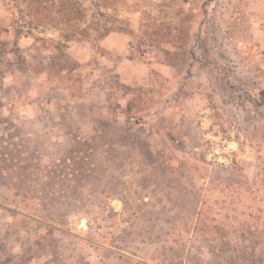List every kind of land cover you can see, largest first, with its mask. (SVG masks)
Listing matches in <instances>:
<instances>
[{
	"label": "rangeland",
	"instance_id": "obj_1",
	"mask_svg": "<svg viewBox=\"0 0 264 264\" xmlns=\"http://www.w3.org/2000/svg\"><path fill=\"white\" fill-rule=\"evenodd\" d=\"M53 1L0 0V264H264V0Z\"/></svg>",
	"mask_w": 264,
	"mask_h": 264
},
{
	"label": "trees",
	"instance_id": "obj_2",
	"mask_svg": "<svg viewBox=\"0 0 264 264\" xmlns=\"http://www.w3.org/2000/svg\"><path fill=\"white\" fill-rule=\"evenodd\" d=\"M43 4L39 5L36 4L33 8L34 10V15L36 19L37 14L38 17H42V15L44 13L50 14L53 10L57 9L58 11H61L63 9H65L67 6L65 5H60V2H51L49 3L48 0H43ZM73 8V7H72ZM16 11V18L14 20V25H15V31L17 33V35L19 36H30L33 34V30L34 29H38V27L40 26L39 22L36 23L34 22V19L28 20L27 17H29V13H25L24 7H22L21 5H17L15 8ZM71 11H79V9L76 7L74 10L71 9ZM78 13V12H76ZM75 14V12H74ZM85 15V13H84ZM76 19V21L79 19V16L74 17ZM73 32V35L76 38H79L80 35H83V33H85V30H78L77 29H72L71 32H69V35H71V33ZM78 33V34H76ZM79 35V36H77Z\"/></svg>",
	"mask_w": 264,
	"mask_h": 264
},
{
	"label": "water",
	"instance_id": "obj_3",
	"mask_svg": "<svg viewBox=\"0 0 264 264\" xmlns=\"http://www.w3.org/2000/svg\"><path fill=\"white\" fill-rule=\"evenodd\" d=\"M83 222L85 223L84 226H82ZM80 228L81 229H87L88 228L87 219L85 217H83L81 220Z\"/></svg>",
	"mask_w": 264,
	"mask_h": 264
},
{
	"label": "bare ground",
	"instance_id": "obj_4",
	"mask_svg": "<svg viewBox=\"0 0 264 264\" xmlns=\"http://www.w3.org/2000/svg\"><path fill=\"white\" fill-rule=\"evenodd\" d=\"M84 224H85V223L83 222V223H82V226H84Z\"/></svg>",
	"mask_w": 264,
	"mask_h": 264
}]
</instances>
